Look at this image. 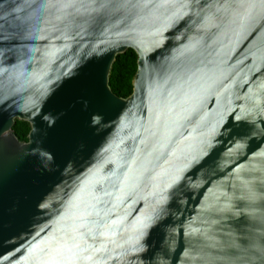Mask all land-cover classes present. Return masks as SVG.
I'll return each mask as SVG.
<instances>
[{
  "label": "water",
  "instance_id": "water-1",
  "mask_svg": "<svg viewBox=\"0 0 264 264\" xmlns=\"http://www.w3.org/2000/svg\"><path fill=\"white\" fill-rule=\"evenodd\" d=\"M0 264H264V0H0Z\"/></svg>",
  "mask_w": 264,
  "mask_h": 264
},
{
  "label": "trees",
  "instance_id": "trees-1",
  "mask_svg": "<svg viewBox=\"0 0 264 264\" xmlns=\"http://www.w3.org/2000/svg\"><path fill=\"white\" fill-rule=\"evenodd\" d=\"M135 71L136 55L132 50H127L124 54L116 57L109 75V88L115 96L125 99L131 94V83ZM13 131L20 142L27 141L28 124L15 121Z\"/></svg>",
  "mask_w": 264,
  "mask_h": 264
}]
</instances>
